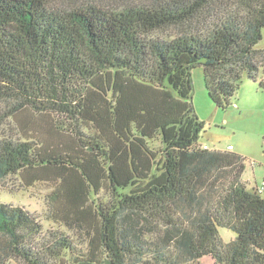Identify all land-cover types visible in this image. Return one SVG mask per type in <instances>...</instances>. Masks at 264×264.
<instances>
[{"label": "trees", "instance_id": "1", "mask_svg": "<svg viewBox=\"0 0 264 264\" xmlns=\"http://www.w3.org/2000/svg\"><path fill=\"white\" fill-rule=\"evenodd\" d=\"M263 30L264 0H0V105L22 114V134L0 139V181H52L53 218L86 243L42 238L33 212L1 202L0 264H264V191L244 156L199 143L191 78L203 65L227 109L264 68Z\"/></svg>", "mask_w": 264, "mask_h": 264}, {"label": "rangeland", "instance_id": "2", "mask_svg": "<svg viewBox=\"0 0 264 264\" xmlns=\"http://www.w3.org/2000/svg\"><path fill=\"white\" fill-rule=\"evenodd\" d=\"M70 0H60L66 3ZM110 9H122L130 4L152 2L153 0H97ZM224 4V2H221ZM219 3V4H221ZM224 7H212L204 10L202 19L207 22L215 21L218 15L223 13ZM203 22L202 20H200ZM198 21H196V24ZM202 24V23H201ZM200 24V25H201ZM182 30L173 26L157 34L164 37L177 35ZM258 48L264 49L263 38ZM264 54V53H262ZM262 60V58L260 57ZM193 83L192 101L195 114L204 123V129L199 138V143L207 145L210 149L227 150L229 145L234 146V152L241 154L247 160L243 180L249 187H264V87L260 81L264 80V68H261L256 80L245 77L237 94L232 98L231 105L227 109L218 107L210 98L205 85L204 67L200 65L191 71ZM12 107L10 104L0 105V139L7 136H20L22 126L18 119L22 120V114L17 117L8 116ZM24 115V114H23ZM42 124V123H41ZM32 133V134H31ZM30 135H33L30 131ZM37 134V133H36ZM34 131V136H36ZM55 186L52 181L40 180L29 185L21 175H10L0 181V203H10L25 207L33 212L42 223V235H50L52 231L65 230L73 234L80 247L86 243L81 242L80 229H70L53 218V208L50 194ZM104 198V197H103ZM220 235L224 243H229L235 236L226 228H220ZM12 264H22L12 259ZM200 264H214L211 256H204Z\"/></svg>", "mask_w": 264, "mask_h": 264}, {"label": "built area", "instance_id": "3", "mask_svg": "<svg viewBox=\"0 0 264 264\" xmlns=\"http://www.w3.org/2000/svg\"><path fill=\"white\" fill-rule=\"evenodd\" d=\"M207 148V146H205ZM228 150H234V146L233 145H229ZM261 192L264 191V187L262 189H260Z\"/></svg>", "mask_w": 264, "mask_h": 264}, {"label": "crops", "instance_id": "4", "mask_svg": "<svg viewBox=\"0 0 264 264\" xmlns=\"http://www.w3.org/2000/svg\"><path fill=\"white\" fill-rule=\"evenodd\" d=\"M230 145H232V144H230ZM233 238H234V237H233ZM233 238H232V239H233Z\"/></svg>", "mask_w": 264, "mask_h": 264}]
</instances>
